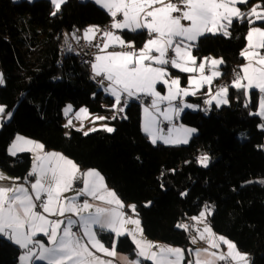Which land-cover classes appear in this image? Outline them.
<instances>
[{
  "label": "trees",
  "instance_id": "16d2710c",
  "mask_svg": "<svg viewBox=\"0 0 264 264\" xmlns=\"http://www.w3.org/2000/svg\"><path fill=\"white\" fill-rule=\"evenodd\" d=\"M254 5L264 7V0H248L240 8L250 12ZM108 20L92 1L66 0L57 11L48 0H0V104L12 113L0 128V170L22 178L29 172L31 155L12 157L7 148L16 136L37 140L72 159L81 171L98 170L124 204L136 206L149 239L182 247L188 257V232L177 225L211 207L212 230L246 253L248 264H264V122L255 115L259 95L252 93L245 107L243 91L229 87L226 105L183 113L182 124L195 129L187 144L154 145L142 132L140 103L129 99L123 115L117 116L114 101L92 82L87 66L74 56L61 58L63 29L88 30ZM249 28L247 19H235L229 36H203L192 53L198 59L223 60L221 79L231 85L243 63L240 53ZM123 36L139 45L146 34ZM67 103L107 117L103 122L115 131L84 135L71 130L66 135L62 108ZM204 155L209 157L207 167L198 162ZM98 238L110 246L113 234L99 232ZM134 248L128 237L117 239L118 251L133 257ZM21 252L0 237V264H17Z\"/></svg>",
  "mask_w": 264,
  "mask_h": 264
},
{
  "label": "snow or ice",
  "instance_id": "6c2138e0",
  "mask_svg": "<svg viewBox=\"0 0 264 264\" xmlns=\"http://www.w3.org/2000/svg\"><path fill=\"white\" fill-rule=\"evenodd\" d=\"M66 0H52L58 11ZM112 18L110 29L129 30L132 32L147 31L149 39L143 48L135 49L134 44L126 43L121 36L113 31H102L93 26L86 32L102 33L103 45H94L105 53L109 47L118 43L121 48H131L130 51H108L106 54H97L92 70L95 77H100L101 85L108 81L106 91L115 98L112 107L127 105L129 99L136 98L146 105L145 97L151 99V104L143 107L145 119L142 130L148 134L155 144L158 139L164 143H187V134L194 129H183L185 135L171 138L173 129L169 128V137L158 135L159 121L155 113H159L169 122L173 115H178L183 109L172 102L181 95H195L190 88H200L213 77L222 75L213 70L212 76L203 75L205 63L200 62L197 67V58L192 55V49L200 37L207 33L222 32L229 36L228 29L235 19H247L250 28L247 34L248 44L240 55L248 61L235 72L231 85L221 86L216 94L206 104L216 101V106L227 104L229 87L243 91L246 98L245 107H248L251 90L259 91L257 115L264 118V27H255L257 21L264 23V7L255 5L250 12H243L238 5H247L248 0H95ZM259 9V11H258ZM52 15H56L54 11ZM118 17H122L119 19ZM174 52L175 56L169 53ZM154 53H158L155 55ZM212 65L223 64V60L204 58ZM180 72L196 73L201 75L188 77V88L181 87V78H172L168 66ZM191 65V66H190ZM243 73L241 75L240 73ZM246 81V83H244ZM0 84L3 79L0 77ZM163 85L167 94L158 91ZM167 102V106L161 105ZM184 107H194L184 104ZM71 110L66 109L65 114ZM124 108L120 107L119 112ZM154 110V111H153ZM86 112V109H81ZM0 114L11 118L12 113L6 112L0 106ZM251 114V113H250ZM79 117V114H77ZM115 118V115L112 117ZM96 120H106L107 117H96ZM71 124L69 120L65 127ZM260 127L264 128V125ZM104 130L111 133L115 129L103 125ZM183 128V126H181ZM79 130V129H77ZM91 128L89 131H96ZM179 132L180 129H177ZM84 135H88L85 132ZM10 155L18 151L34 153L32 168L23 178V183H17L21 178L8 177L0 172V181L9 180L10 184L0 183V237H5L17 245L21 250L19 257L21 264H35L44 261L45 264H112L111 260H104L95 255L91 249L103 253L108 257L119 255L116 252V241L112 249L98 239L99 232L115 233L117 238L130 237L135 245V259L121 255V264H183L185 250L170 245H159L144 238L141 222L136 214L135 205L125 206L114 190L107 187L104 177L96 169L81 171L73 160L58 152H45L44 145L17 136L10 145ZM42 153V154H41ZM198 162L207 167L209 157L198 158ZM31 177H35L34 181ZM83 187L77 188L79 182ZM264 183V181H261ZM76 191L74 196H63L68 191ZM182 195H185L182 193ZM80 197H89L80 201ZM93 201L97 202L94 203ZM127 207L137 218L129 216L123 209ZM71 214V215H66ZM210 208L206 207L193 221L203 223L201 231L195 228L196 236H190V243L195 244L197 237L204 240L207 237L208 247L204 249H188L187 264H247V254L241 253L234 242L222 235L216 234L207 223V215H211ZM63 217L51 219L50 217ZM75 217V218H73ZM126 225H132L127 228ZM186 232L189 225L178 224ZM195 227V226H193ZM76 228L78 231H73ZM38 234L47 238L45 244L38 239ZM221 245L227 247V252L221 250ZM155 249V250H154Z\"/></svg>",
  "mask_w": 264,
  "mask_h": 264
},
{
  "label": "crops",
  "instance_id": "0c3cea01",
  "mask_svg": "<svg viewBox=\"0 0 264 264\" xmlns=\"http://www.w3.org/2000/svg\"><path fill=\"white\" fill-rule=\"evenodd\" d=\"M12 1H14V2H21V1H28V2H33V1H35V0H12ZM48 1H50L51 3H52V0H48ZM78 1H80V2H86V1H92V2H94V3H96L95 2V0H78ZM97 4V3H96ZM101 9H103L99 4H97ZM239 7L241 6V5H238ZM255 6V5H254ZM104 10V9H103ZM259 11V10H258ZM257 23H261V22H259V21H257L256 23H255V25H253V26H255V27H261V26H259V25H257ZM86 30V29H85ZM87 31V30H86ZM249 31V30H248ZM125 32H128V33H142V34H146V37H145V39L141 42V44H139V45H137V50L138 49H141V48H143V46H144V44H145V42L149 39V36H148V33H147V31H142V32H132V31H129V30H119V29H115V34L116 35H119V36H121V38L126 42V43H131V44H134V46H136V44L132 41V40H126L125 38H124V36H123V34L125 33ZM217 34H223L222 32H218V33H216V34H212V33H207V34H205V36L206 35H217ZM247 34H248V32H247ZM247 34H246V37H247ZM201 38V37H200ZM199 38V39H200ZM199 41V40H198ZM197 41V42H198ZM196 42V43H197ZM247 44H248V41H247V39H246V46H247ZM103 45V44H102ZM101 45V46H102ZM115 47H120L119 46V44L117 43L116 44V46ZM109 48H111V47H109ZM109 48L108 49H106L105 50V53H101L100 52V50L98 51V53L97 54H106V52H108L109 51ZM246 48V47H245ZM262 54H264V49H261V50H259ZM155 55H158V53H154ZM192 55H193V53H192ZM194 56V55H193ZM207 58H211V59H217V60H221L219 57H215V56H210V57H207ZM243 58V57H242ZM200 62H204L205 63V69H204V72H203V75H205V76H212V72H213V70H218L219 72H221V70H220V67L222 66V64H220V65H212L211 64V61L210 60H208V61H205V59L204 58H202V59H198L197 58V64H196V66L198 67L199 66V63ZM248 63V61L246 60V59H244L243 58V63H242V65H245V64H247ZM191 66V65H190ZM168 71H169V73H170V76L172 77V78H175L176 76H179L180 78H181V87H184V88H188L189 87V84H188V77L190 76V75H194V76H196V77H199L200 75H201V73L200 72H196V73H188V72H180L178 69H175V68H171V66L169 65L168 66ZM240 71V69L238 70V72ZM91 73H92V65H91ZM222 73V72H221ZM241 75H243V73L241 72L240 73ZM222 76V75H221ZM221 76H219V77H213V79L211 80V82H206V83H204L203 84V86L202 87H200V88H195V87H193V88H190L189 89V91L190 92H192V91H195V95H192V94H189V95H187V96H183V95H181V97H179V98H181V100L180 101H178V99L177 100H175V101H173L172 103L174 104V105H177V106H179V107H181L183 110L182 111H180L179 112V114L178 115H173V118H172V120L169 122L168 120H164V118L162 117V116H160L159 115V113H155L154 112V114L156 115V117H157V119H158V121H159V129H161L162 130V123H166V124H168V130H169V128H171V129H173V131L171 132V138L172 139H175L177 136H184L185 135V133H184V131H183V129H193L192 127H190V126H187V125H184V124H182V122H181V117H182V115H183V113H185L186 111H190V112H198V111H204V112H208L209 110H211L212 108H220V107H222V106H224V105H226V104H221L219 107H217L216 106V101L215 100H212V102H211V104L209 105V104H206L205 103V101L206 100H210L211 98H212V96H214L215 94H216V92H217V90L220 88V87H215V85L221 80ZM0 77H2V79H3V76H2V74L0 73ZM244 83H246V81H244ZM107 84H108V82L107 83H105V84H103V85H105L106 87H107ZM2 84H0V86H1ZM103 85H101V86H99V87H102ZM158 91H160L163 95H166L167 94V90H166V88L163 86V85H160V86H158ZM103 92V91H102ZM252 93H255V94H258L259 95V91L258 90H251V92H250V98H251V94ZM105 96H108L109 98H111L113 101H114V103H115V98L112 96V95H110L109 93H108V95L107 94H105V93H103ZM227 95H228V92H227ZM244 97H245V95H244ZM146 98H148V97H146ZM246 99H248V98H246L245 97V101H246ZM151 104V99L149 98V102L146 104V105H150ZM184 104H188V105H193L194 107H184ZM258 104H259V98H258V102H257V106H256V111H255V113H257V111H258ZM146 105H142L141 104V110H140V113H141V129H142V124H143V121H144V119H145V113H144V111H143V107L144 106H146ZM0 106H2L1 104H0ZM167 106V102H165V104H163V105H161V108H163V107H166ZM154 111V110H153ZM2 115L3 114H0V128H1V126H2V124L4 123V122H6V121H8L9 120V118L8 117H2ZM255 115H257V114H255ZM263 122H264V118H262L261 116H259V115H257ZM107 124V123H106ZM181 126H183V128H181ZM177 129H180V131L178 132L177 131ZM195 130V129H194ZM142 132L148 137V139H149V141L151 142V139H150V137L148 136V134L147 133H145L143 130H142ZM158 135H162V136H164L165 138H168L169 137V131H167V133L166 134H164L162 131L161 132H159L158 133ZM195 135V131H193V132H191V133H188L187 134V140H188V142L190 141V139L193 137ZM17 137V136H16ZM16 137L14 138V140L11 142V144L10 145H12V143L16 140ZM21 137H23V136H21ZM24 138H26V137H24ZM26 139H28V140H32V139H29V138H26ZM32 141H35V142H39V141H37V140H32ZM187 142V143H188ZM39 143H41V142H39ZM152 143V142H151ZM157 144H163V145H169V146H180V145H185V144H187V143H179V144H177V143H164V141L163 140H161V139H158L157 140V142H156ZM42 144V143H41ZM153 144V143H152ZM10 145L8 146V148H7V151H8V149H9V147H10ZM156 145V144H155ZM44 151L45 152H58V153H61V152H59V151H55V150H47V149H45L44 148ZM23 152H29L30 153V155H31V166H30V169H29V171L31 170V168H32V164H33V157H34V153L33 152H30V151H23ZM20 153H22V152H20V151H18L17 153H16V155H10L9 154V151H8V154L10 155V156H12V157H16L18 154H20ZM42 154V153H41ZM64 155V154H63ZM65 156V155H64ZM67 157V156H66ZM69 158V157H68ZM70 159V158H69ZM72 160V159H71ZM0 172H2V173H4L6 176H8V177H12V176H9L8 174H6L5 172H3V171H1L0 170ZM29 173V172H28ZM27 174V173H26ZM25 174V175H26ZM24 175V176H25ZM24 176L19 180V181H17V183H23V178H24ZM12 178H16V177H12ZM0 183H3V184H10L11 182L9 181V180H3V181H0ZM106 183V182H105ZM106 185H107V187L109 188V189H111V190H113L107 183H106ZM81 187H83V183H82V181H81ZM74 195H76V191L75 190H73V191H68V192H65V193H63V196H65V197H67V196H74ZM82 198H87V199H91V198H89V197H80L79 199H80V201L82 202L83 200H82ZM94 203H97V202H95V201H93ZM125 206H127V205H130V204H124ZM208 208H210V210H211V213H212V211H213V208H211V207H208ZM128 215H129V213L128 212H130L132 215H133V217L134 218H137L136 216H135V214H133L132 212H131V210L130 209H128L127 207H125L124 209H123ZM205 210V209H204ZM203 210V211H204ZM201 213V212H200ZM66 215H71V214H66ZM130 216V215H129ZM199 215H197V216H195V217H198ZM209 217H210V215H207V223L208 224H210L209 223ZM51 219H63V217H56V216H53V217H50ZM73 218H75V217H73ZM139 219V218H138ZM181 224H186V225H189V231H187L188 232V234H189V232H193V236H196L197 235V233H196V231H195V228L196 227H198L201 231L203 230V228H204V224L203 223H198V222H196V221H193L191 218L190 219H188L186 222H184V223H181ZM193 226H195V227H193ZM126 227L127 228H132L133 226L132 225H126ZM142 227V226H141ZM73 231H78V229H76V228H74L73 229ZM113 234V241H116V243H117V237L115 236V233H112ZM143 234H144V232H143ZM123 237V236H122ZM38 239H41L45 244L47 243V238L46 237H44L42 234H38V237H37ZM130 240H131V238L130 237H128ZM144 238L145 239H147V240H149V241H152V242H154L155 244H159V245H169V244H166V243H163V242H158V241H153V240H151V239H149L145 234H144ZM7 239V238H6ZM99 239V238H98ZM228 239V238H227ZM100 240V239H99ZM189 240H190V237H189ZM230 240V239H229ZM101 241V240H100ZM113 241H112V243H111V245L110 246H108V245H106L103 241H101L104 245H105V247H107V248H109L110 250L112 249V246H113ZM132 241V240H131ZM12 242V241H11ZM13 243V242H12ZM191 244V247H190V249H204V248H207L208 247V244H207V237L205 236V239L204 240H200L198 237H197V242L195 243V244H192V243H190ZM170 246H173V245H170ZM134 247H135V245H134ZM173 247H179V246H173ZM179 248H181V249H183L182 247H179ZM94 253H95V255H97V256H99V257H101L102 259H104V260H111L112 261V264H121V260H120V256L121 255H127L130 259H135L136 257H135V248H134V256L133 257H131V256H129L128 254H126V253H124V252H121V251H118L117 249H116V252L119 254V255H117V256H115V257H108V256H106V255H104L103 253H99V252H96L95 251V249H91ZM155 250V249H154ZM221 250L222 251H224V252H227V247L225 246V245H221ZM241 253H244V252H242V251H240ZM21 255V254H20ZM187 255H186V253H185V260H184V262H183V264H187V261L189 260V259H193V257H191V256H188V257H186ZM20 262V259L18 260V262L17 263H19ZM35 263H44L45 264V262L44 261H36ZM144 264H151V262L150 261H145L144 262ZM247 264H248V260H247Z\"/></svg>",
  "mask_w": 264,
  "mask_h": 264
},
{
  "label": "built area",
  "instance_id": "2783aa9c",
  "mask_svg": "<svg viewBox=\"0 0 264 264\" xmlns=\"http://www.w3.org/2000/svg\"><path fill=\"white\" fill-rule=\"evenodd\" d=\"M106 16L109 17V20L103 24H100L97 26V28L101 29L102 31H107V30H111L113 32H115V29H110V25L113 22L112 18L110 17V15L106 12ZM119 19H122V17H118ZM86 30L81 28V27H73L70 30L67 29H63L61 31V45H60V55L61 58H67L69 56H74L77 61L82 64L87 66L88 70L90 71V78L92 80V82L96 85V86H101L100 81V77H95V75H93L91 73V65L92 63L95 62V56L97 55L99 49L96 48L94 45L96 44H103V39L102 37V33L101 32H96L95 35L93 36L92 32H88L87 33V37H86ZM135 49H137V45L134 46ZM132 50L131 48L125 46L124 48L121 47H111L109 48V51H130ZM170 56H175L174 52H170L169 53ZM235 78V76L233 75L232 81ZM108 81H104V84L107 83ZM226 83L225 79H221L216 85L215 87H221L224 86ZM144 100L146 101V104L149 102V98H144ZM181 98L178 99V101H180ZM132 102H137L141 104V101L139 99L136 98H131ZM126 105H117V107L115 108V114L119 117H121L123 115V112H119L118 109L120 107L125 108ZM168 131V124L166 123H162V132L164 134H166ZM264 150V149H263ZM28 174V173H27ZM27 174L24 176L26 177ZM31 180L34 181L35 177H31ZM81 187V182H79L77 184V188ZM85 198H82V200H84ZM130 216H133L130 212H128ZM188 236H193V232H189Z\"/></svg>",
  "mask_w": 264,
  "mask_h": 264
},
{
  "label": "rangeland",
  "instance_id": "374dc122",
  "mask_svg": "<svg viewBox=\"0 0 264 264\" xmlns=\"http://www.w3.org/2000/svg\"><path fill=\"white\" fill-rule=\"evenodd\" d=\"M92 74L94 75L93 70H92ZM99 88L103 91V93L108 95L109 92H107L105 90L106 89L105 85H103L102 87H99ZM69 106H71V110L68 111L67 115H66L65 111H66V109L69 108ZM81 109H86L87 111L81 112L80 111ZM77 114H79V117L77 116ZM62 116L64 118V127L66 124H68L69 120H71V124L68 127H65V134L66 135H69L71 130H77V129H79L77 131H81V132H83V134L85 132H88V134L95 132V131H89V129H91V128H95L97 130H104L103 125H107L108 127L113 128L112 126L104 123L103 120H96L95 119L96 117H105V116H103V115H92L91 113H89V111L86 107H80L78 109H75L71 103H67L62 108ZM155 144H157V143H155ZM208 164H209V162H208ZM200 165H202V164L200 163ZM17 264H21V261Z\"/></svg>",
  "mask_w": 264,
  "mask_h": 264
}]
</instances>
